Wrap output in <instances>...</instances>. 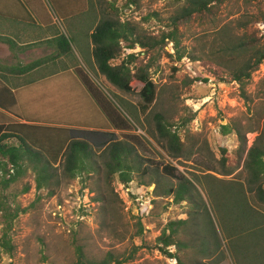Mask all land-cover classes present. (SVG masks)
Instances as JSON below:
<instances>
[{
    "label": "trees",
    "instance_id": "trees-1",
    "mask_svg": "<svg viewBox=\"0 0 264 264\" xmlns=\"http://www.w3.org/2000/svg\"><path fill=\"white\" fill-rule=\"evenodd\" d=\"M136 1L129 0L133 4ZM224 1L183 0L182 5L169 17L168 23L156 34L130 21H121L116 11L106 14L87 33V46L79 43L78 52L85 63L92 59L94 71L119 91L132 92L135 84L139 83L141 101L138 110L141 114L149 111L158 96L157 85L149 71L155 60L163 54L173 58L165 51V46L170 42L175 49V60L188 55L193 60L201 59L216 65L227 73L229 80L239 84L242 96L247 99L246 82L264 62V43L256 33L247 31V22L229 19L211 28L209 39H204L198 32H191L192 24L207 21L206 18L214 14L212 9ZM90 2L8 0L11 9L7 18L33 25H39V22L42 26H52L54 29L51 38L42 41L49 46L54 45V54L27 64H5L0 61V212L4 222L0 247L10 257L15 246L9 232L13 221L24 209L18 205L12 206L4 191L29 170L34 175L35 189H47L49 196L53 195V189L82 174L100 175L102 168L105 170L104 183H107V187L112 181L126 187L133 180L134 173H149V167L141 166L143 158L134 146L113 138V133L106 130H130L134 126L78 59L70 35L76 40L86 30L78 29L76 33V29L65 25L84 16ZM56 20L65 22L68 36ZM185 36L194 41L189 51L187 47H181ZM0 41L6 42L12 52L16 47L13 38L0 36ZM137 48H140L139 52L126 53V49ZM122 53L124 56L120 57ZM53 61L54 68L50 69L46 64ZM172 70L176 72L177 67ZM209 78L198 72L193 78L186 75L185 83L201 80L207 84ZM154 121V130L150 134L170 158L180 160L192 155V148L186 146L171 119L163 113H157ZM85 127L95 129L84 130ZM220 128L223 135L235 133L237 136L236 153L244 160L237 176L241 180L222 181L213 177L218 186H209L202 179L207 177L195 175L188 178L172 163H166L156 166L155 176H150L148 183L141 182L138 187V195H142L144 189L154 184V196H160L156 178L165 174L175 179L176 183L170 184L162 194L172 198L174 203H189L192 216L169 221L157 238L156 248L164 256L174 257L177 264H185L191 256L198 258V254L210 256L221 247L207 204L194 182L207 193L235 261H241L249 255L257 257V244L259 241L264 242V135L259 134L252 145L247 147L246 134L251 132L249 129H243L234 120L220 125ZM224 162L222 156L220 164ZM233 170L227 169L225 174L229 175ZM30 188L29 184H25L20 194L27 193ZM96 196H104V192H97ZM140 203L137 201L136 204ZM200 211H203L206 218L207 232L214 235L212 243L206 239L195 240L199 233L196 223ZM171 247L174 251H171ZM113 262L112 254L94 260L78 251L73 264Z\"/></svg>",
    "mask_w": 264,
    "mask_h": 264
},
{
    "label": "rangeland",
    "instance_id": "rangeland-1",
    "mask_svg": "<svg viewBox=\"0 0 264 264\" xmlns=\"http://www.w3.org/2000/svg\"><path fill=\"white\" fill-rule=\"evenodd\" d=\"M182 3L183 0H137L135 4L129 0H91L84 16L67 24L64 22L65 25L76 29V33L78 29L87 31L80 34L76 40L70 35L75 53L81 64L134 126L130 130H106L113 133V138L134 146L135 151L143 158L141 166L149 167V173H134L133 180L126 187L116 181H112L107 187V183H104L105 170L102 168L100 175L82 174L53 189V195L49 196L47 189H35L34 175L29 170L18 182L4 191L7 201H11L12 206H20L24 212H19L9 232L15 246L13 255L10 257L4 254L0 247V264H73L78 251L88 259L94 260H101L107 254H112V264H177L174 257H166L156 248L157 238L169 221L192 216L190 205L186 201L174 203L172 198L162 194L170 184L176 183L175 179L165 174L156 178V188L160 196H154V184H150L143 190L142 195H138L141 182L148 183L150 176H155V167L166 163H172L188 178L195 175L200 178L207 177L202 179L205 185L207 182L209 186H218L213 177L222 181L239 179L237 176L244 160L236 153L237 136L235 133L223 135L220 125L234 120L243 129H249L251 132L246 134L247 147L252 145L259 134L264 135V62L247 80L245 99L239 84L229 80L226 72L201 59L202 62L193 60L188 55L184 57L199 62L194 71L210 76L217 87L212 90L207 84H186L185 77L189 76L190 72L181 62L183 57L175 60V49L173 45L172 49L170 48V42L165 46V51L173 58L163 54L155 60L149 71L157 85L158 96L149 111L141 114L138 110V103L141 101L138 94L141 86L139 83L135 84L132 92L119 91L94 71L95 64L92 59L85 63L79 53V43L87 46V33L106 14L116 11V16L118 15L121 21H130L156 34L163 29L169 17ZM212 12L214 14L208 16L207 21L192 24L191 32H198L204 39H209V30L214 26L229 19H241L242 23L247 22V31L256 33L264 43V0H225L219 7H214ZM57 23L65 32L64 23ZM65 34L68 36V33ZM193 43V39L185 36L181 47H187L189 51ZM129 50L126 49V53L133 52H128ZM39 55L37 50H32L23 60ZM123 56L124 53L120 57ZM0 58L11 61L8 47L1 43ZM173 67H177L176 72L172 70ZM157 113L165 114L178 127L181 139L187 147L192 148V155L180 160L168 156L150 134L154 130V117ZM192 115L193 118L190 119ZM83 129L94 131L95 128ZM204 143L206 145L201 146ZM222 156L225 162L220 164ZM227 169L234 170L226 175ZM25 184H29L31 188L27 193L20 194ZM194 184L207 204L221 247L210 256L198 254L196 258L189 257L188 254L190 259L185 264H264L263 241L257 244V257L249 255L241 261L234 260L228 249L229 241L220 229L221 223L209 203L207 193L197 182ZM102 191L104 196L97 197L96 193ZM137 201L141 203L137 205ZM1 214L2 212L0 238L4 227ZM197 221L196 230L199 233L195 240L206 239L209 243L214 242V235L208 233L205 228L207 224L203 211L199 212ZM185 240L188 239L185 237ZM171 251H174L173 247Z\"/></svg>",
    "mask_w": 264,
    "mask_h": 264
},
{
    "label": "crops",
    "instance_id": "crops-1",
    "mask_svg": "<svg viewBox=\"0 0 264 264\" xmlns=\"http://www.w3.org/2000/svg\"><path fill=\"white\" fill-rule=\"evenodd\" d=\"M10 9L11 7L8 0H0V36L13 38L16 42V47L12 52L6 42L0 41L1 44L8 47L11 56V59H9L11 61H5L1 58L0 61L5 64H16L18 62L27 64L35 59H40L46 55L54 54V45L49 46L42 42L44 39L51 38L52 33H54L52 26L48 28L46 26H42L39 22H37L39 25H33L20 20H11L6 17L9 15L8 13L10 12ZM56 22L60 21L56 20ZM61 30L64 32L63 28ZM32 50H37L40 55L36 58H30L24 61L23 57H27V54ZM46 65L50 69H53L54 61ZM41 67L45 70L43 65Z\"/></svg>",
    "mask_w": 264,
    "mask_h": 264
},
{
    "label": "built area",
    "instance_id": "built-area-1",
    "mask_svg": "<svg viewBox=\"0 0 264 264\" xmlns=\"http://www.w3.org/2000/svg\"><path fill=\"white\" fill-rule=\"evenodd\" d=\"M169 46H170V48L172 49V43H170L169 44ZM131 51H136V52H139L140 51V48H137V49H135V50H129L128 52H131ZM141 54H143V53H141ZM184 65H185V67L187 68V70L190 72L189 73V76L191 77V78H193V77H195L198 73H197V71L195 70L194 71V67L195 66H198L199 65V62L198 61H195V62H193V61H191V59L190 58H188V57H183L182 58V61H181ZM236 82V81H235ZM196 84L197 85H204L205 83L203 82V81H201V80H199V81H196ZM207 85L212 89V90H215L216 89V84H214V82L212 81V78H209V81H208V83H207ZM218 86H220L219 84H218ZM213 94V93H212ZM206 101H205V99L203 100V103H205Z\"/></svg>",
    "mask_w": 264,
    "mask_h": 264
}]
</instances>
